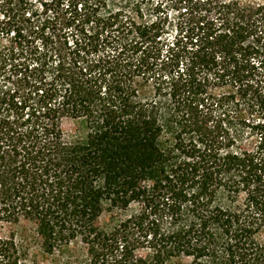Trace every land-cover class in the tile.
<instances>
[{"label": "trees", "instance_id": "obj_1", "mask_svg": "<svg viewBox=\"0 0 264 264\" xmlns=\"http://www.w3.org/2000/svg\"><path fill=\"white\" fill-rule=\"evenodd\" d=\"M160 1L0 0V264H264V5Z\"/></svg>", "mask_w": 264, "mask_h": 264}, {"label": "rangeland", "instance_id": "obj_2", "mask_svg": "<svg viewBox=\"0 0 264 264\" xmlns=\"http://www.w3.org/2000/svg\"><path fill=\"white\" fill-rule=\"evenodd\" d=\"M158 0H151L153 2H157ZM246 2L256 3L260 5H264V0H243ZM163 2L167 5L168 12L171 14V19L175 15L173 10V4L171 0H161L160 3ZM10 26L8 24V18H4V14L0 9V93L8 92L10 90H14L17 86L21 75L19 74V69L17 68L20 64H23V59H20V47L17 40L14 38L12 33H9ZM74 127L71 125H66V130H72ZM139 210L138 206H133L125 215H131ZM121 214V213H119ZM121 216V215H119ZM112 220V216L103 212L97 217L96 223L98 226L102 228H106ZM16 231L15 226L7 225L0 221V237L8 236L9 233ZM54 260L47 255H45L42 251L35 248L31 253V258L26 264H52ZM189 259H180L174 260L168 264H189Z\"/></svg>", "mask_w": 264, "mask_h": 264}]
</instances>
